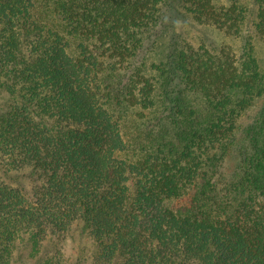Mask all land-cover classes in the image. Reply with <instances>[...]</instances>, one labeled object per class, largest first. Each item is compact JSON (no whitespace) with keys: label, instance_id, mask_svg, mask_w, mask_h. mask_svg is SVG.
<instances>
[{"label":"trees","instance_id":"16d2710c","mask_svg":"<svg viewBox=\"0 0 264 264\" xmlns=\"http://www.w3.org/2000/svg\"><path fill=\"white\" fill-rule=\"evenodd\" d=\"M212 1L0 0V83L15 101L0 151L44 180L30 197L0 184V264L22 236L37 256L76 226L95 264H264V106L240 121L264 96V0L239 57L187 44L138 61L177 6L242 35L248 1ZM131 108L157 126L140 129Z\"/></svg>","mask_w":264,"mask_h":264},{"label":"rangeland","instance_id":"374dc122","mask_svg":"<svg viewBox=\"0 0 264 264\" xmlns=\"http://www.w3.org/2000/svg\"><path fill=\"white\" fill-rule=\"evenodd\" d=\"M247 1L248 5L245 7L247 20L243 25L242 35L229 34L215 26L200 25L177 6L175 14L170 13L175 16L174 21L168 22L164 26H158L145 35L144 49L139 53L138 61L146 66L152 63H161L171 51L187 44L196 49L206 46L209 49L220 50L223 46H226L239 57L242 54L243 36L254 34L253 22L257 8L253 0ZM212 2L217 6L227 4L224 0H213ZM255 40L257 57L264 68V37H258ZM71 48L76 53V45ZM1 86L0 83V118L15 103L14 96L10 94V91ZM263 106L264 96L255 101L254 105L240 118V121L243 124L248 122ZM142 114L138 108H131L130 112L125 115H131L130 118L137 121L141 126L140 129L157 126L156 120H154L155 115L161 117L154 113V115L150 114L147 118H142ZM144 114L148 115L147 113ZM122 125L123 132L126 135H130L135 131L131 121L122 123ZM9 164H11L9 159L0 151V184L19 190L26 197H30L36 188L44 182L31 167L13 168ZM30 242L27 235L17 240L11 264H39L41 259L48 257H52L62 264H95L97 247L92 242L89 234L78 226L71 228L63 235H56L55 237H51V234L48 235V238L45 239L43 252L37 256H35L34 246ZM112 262L103 264H120L124 262V257L113 259ZM183 264L194 263L185 261Z\"/></svg>","mask_w":264,"mask_h":264}]
</instances>
